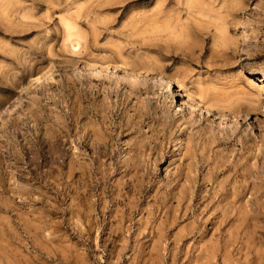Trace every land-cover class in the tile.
Instances as JSON below:
<instances>
[{
    "label": "rangeland",
    "instance_id": "374dc122",
    "mask_svg": "<svg viewBox=\"0 0 264 264\" xmlns=\"http://www.w3.org/2000/svg\"><path fill=\"white\" fill-rule=\"evenodd\" d=\"M0 264H264V0H0Z\"/></svg>",
    "mask_w": 264,
    "mask_h": 264
},
{
    "label": "bare ground",
    "instance_id": "6f19581e",
    "mask_svg": "<svg viewBox=\"0 0 264 264\" xmlns=\"http://www.w3.org/2000/svg\"><path fill=\"white\" fill-rule=\"evenodd\" d=\"M101 66V65H100ZM103 67V66H102ZM107 68V67H106ZM101 69V68H100ZM37 79V78H36Z\"/></svg>",
    "mask_w": 264,
    "mask_h": 264
}]
</instances>
